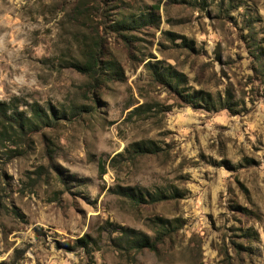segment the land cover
Masks as SVG:
<instances>
[{"label": "rangeland", "instance_id": "1", "mask_svg": "<svg viewBox=\"0 0 264 264\" xmlns=\"http://www.w3.org/2000/svg\"><path fill=\"white\" fill-rule=\"evenodd\" d=\"M263 113L264 0H0V264H264Z\"/></svg>", "mask_w": 264, "mask_h": 264}, {"label": "trees", "instance_id": "2", "mask_svg": "<svg viewBox=\"0 0 264 264\" xmlns=\"http://www.w3.org/2000/svg\"><path fill=\"white\" fill-rule=\"evenodd\" d=\"M75 69L82 74H89V75L94 74L95 69H96V60L92 59L90 62H86L85 64H83L81 66L77 65ZM36 116H37L38 120L41 117L39 114ZM129 149H131L132 152L135 154H144V153H148V152L149 153L153 152L152 145H149L148 143H146V144L140 143V142L133 143L129 146V148L126 150V152L129 153ZM104 173L105 172H104L103 166H100L99 175L102 176ZM125 195H128V197H132V195H130V194H125ZM83 240H85V239H83ZM83 243H85V242L83 241ZM126 243L136 250H141L144 248L153 250L155 247V242L150 243L148 241V239L135 238L133 235L127 236V242Z\"/></svg>", "mask_w": 264, "mask_h": 264}, {"label": "water", "instance_id": "3", "mask_svg": "<svg viewBox=\"0 0 264 264\" xmlns=\"http://www.w3.org/2000/svg\"><path fill=\"white\" fill-rule=\"evenodd\" d=\"M263 118H264V113H263Z\"/></svg>", "mask_w": 264, "mask_h": 264}]
</instances>
